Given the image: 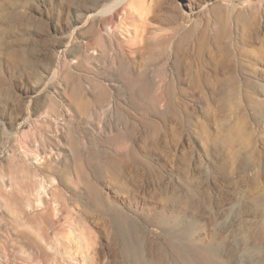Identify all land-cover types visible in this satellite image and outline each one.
<instances>
[{"label":"rangeland","instance_id":"1","mask_svg":"<svg viewBox=\"0 0 264 264\" xmlns=\"http://www.w3.org/2000/svg\"><path fill=\"white\" fill-rule=\"evenodd\" d=\"M117 1L122 0H0V264H130L114 255L118 253L113 248L114 229L89 207L92 185L136 217L144 208L165 206L162 186L186 191L196 185L195 192L217 196L218 158L225 156L236 164L233 155L246 154L249 166L238 174L231 166L235 181L242 180L240 191L230 186L224 190L240 203L252 200V189L256 195H264V112L257 119L245 98L250 93L264 103V62L258 51L264 42V0H124L138 2L145 14L139 22L126 20L132 30L134 24L141 26L139 39L125 45L131 67L126 78L136 80L130 87L118 74L119 37L105 41L106 36L97 34L98 29L104 34L108 26L119 29L126 15L123 8L101 14L115 8ZM171 3L178 7L175 12ZM165 15H174V26L162 23ZM172 27H180L181 35L192 32L186 46L189 52H194L204 29L215 37L228 28L220 43L229 54H221L234 71H222L219 76L248 77L257 89L244 83L235 88L225 85L233 103L221 118H209L204 112L212 88L199 86L196 92L193 88L187 95L176 94L175 104L184 114L188 108L193 114V119L179 124L169 113L166 124L135 106L157 98L159 109L167 110L166 99H159L166 82H160L162 73L155 65L147 64L152 56L164 55L161 65L168 78L177 79L174 55L164 43ZM251 30L259 31L258 38L244 42ZM242 48L249 57L241 55ZM210 50L221 59L215 44ZM144 70L156 84L147 83L141 75ZM67 77L80 87L85 111L75 107ZM189 87L177 82L175 91ZM103 91L107 97L98 102ZM203 95L207 100L201 99ZM209 101L208 109L215 108V101ZM147 121L160 132H152ZM204 129L219 142V151L214 141L208 144L202 136ZM119 147L136 150L154 168L130 164L118 175L104 171V162L118 156ZM253 155L259 165L253 162ZM35 156L42 161L37 162ZM95 168L103 171L96 174ZM249 169L252 174L263 173L255 188L249 183ZM233 206L235 202L226 207L235 209ZM259 206L264 212V204ZM208 211L215 213L213 204ZM233 218L212 220L221 227L231 224ZM244 219L252 228L263 227V216ZM152 225L144 224L143 236L152 241L147 244H165L167 235ZM228 240L237 252L232 264H262L264 244L239 248L235 239ZM100 249L109 257L106 254L101 260Z\"/></svg>","mask_w":264,"mask_h":264},{"label":"bare ground","instance_id":"2","mask_svg":"<svg viewBox=\"0 0 264 264\" xmlns=\"http://www.w3.org/2000/svg\"><path fill=\"white\" fill-rule=\"evenodd\" d=\"M137 3L138 2L135 3L133 1H131L130 3H124V0H122L120 3L118 2L115 8L112 7L108 11L102 12L101 14L104 15L112 13L114 10L123 8V11L126 15L122 16V21L119 29L113 26H108L105 29L104 34V31H101L99 29L97 30V34L99 33L101 38L105 36L107 37H105V41H107V39L113 40L114 38L119 37V58L117 57L119 59L118 74L119 77L125 82L126 86L133 84V82H135L136 80H133L132 78H126L130 73L131 67L130 61L127 60V51L125 50V45L127 43L129 45V43L131 44L134 41H137L140 37L138 33L141 29V26L139 27L138 24H134V30L130 29L129 26L126 25V20L127 18H129L134 22H139L145 15L142 7H139V4ZM171 8L175 12L176 8L178 7L173 5ZM173 16L167 15L166 17H163L162 23L164 24L165 22L169 26H174L173 24L177 20ZM170 29L171 34L166 38V42L164 43L169 44L171 55H174V64L177 71L175 77L177 78V81L175 80V78L169 79L166 73V69L164 68V66H162L163 64L161 65V61L165 58L164 55H159L158 57L152 56L151 62L147 64L149 66L155 65L156 69H158L159 72L162 73V75L160 76V82H166V90L162 94H160L159 99H166L167 110L161 111L159 109V102L157 98H151L150 101L147 100L146 105L142 104L143 102L134 103L135 106H141L144 110H147L148 113L157 115L158 117L163 119L164 123L166 122V124L168 121L166 120L168 118L167 113H169L176 120V123L179 124L184 120L187 121V118H192L193 114L189 111V108L187 107L188 104L185 106V109L188 108V111L186 110L187 112L185 114V111L183 112V110L177 104H175L174 100L176 99V94L187 95L194 89V92H196V89H198L199 86L200 88L202 86H204L205 88H212L211 99L209 97V100H212L213 102L215 101V108L208 109L210 101L206 99V95H203L201 99L207 100V104L205 103L207 105V108L204 112L209 118V115L215 118H217L216 116L221 118L222 116L225 117L227 115L226 112L230 111V108L232 106L231 104L233 103L229 94L225 90V85H229L235 88L237 84L244 83L247 87L257 89V84H255L248 77H243L242 79L238 78L237 76H233L234 72L232 73L233 75L225 76L223 78L219 76V72L222 73V71L226 72V70H233L229 62H226L225 56L221 54H229V51H227V49L220 43V41L224 37H226L229 31L228 28L221 29V31L218 32L215 37H211L209 34V30L204 29L199 36L194 52H189L186 49V46H188L190 42L189 38L192 34L191 31L186 32L185 34L183 33L181 35L180 27H172ZM248 35L251 36H248L249 39L247 37V40L244 39V42H248L251 39H257L259 31L253 32L251 30ZM212 44H215V48L217 50L216 52H218V56H221V59H216V57L211 55L210 47ZM242 50L243 51L240 52L241 55H243L244 57H249V52L245 48H242ZM258 51H260V61L264 62V42H262L261 47L258 49ZM185 60L190 61L187 63V61L185 62ZM141 75L145 79H147L148 84H151L149 82L156 84L154 80H150L149 77L146 76L147 74L145 70ZM166 78H168V80H166ZM66 80L68 83H70V94L71 97L75 100V107L79 111H85L87 109L86 104L85 102L80 101L79 98V96L81 95L80 87H78L76 83L70 82L68 77L66 78ZM177 82L188 83L190 89L183 88L176 93L175 84ZM203 94L205 93L203 92ZM106 97L107 93L106 91H103L99 95V97H97V101L103 102ZM245 98L247 100L248 107L252 109L256 118L257 116L263 114L264 103L260 101L258 102L253 99L250 93H246ZM182 105H184V102L182 103ZM147 126L150 128V130H152V132L159 131V128L152 125V123L149 121H147ZM202 131V136L206 137L207 143L212 144V141H214L213 145L215 147V150L219 151V147H217V144H219V142L216 141L213 136H210L211 134L208 135L205 129ZM157 135H154L153 138H155ZM237 142L240 141L237 140ZM157 145H159V143ZM160 147L161 146L159 145V149ZM119 148L121 149L119 151L117 150L119 152L118 156L107 158L106 162H104V171L106 170L112 172L115 175H118L130 164L131 166H143L144 168H146V170L147 165L148 167L154 168L153 162L151 164L149 160L142 161L139 157V153L136 150L130 149L125 151L123 150V147ZM253 156V162L259 165L258 160L256 159V155ZM233 158L235 159L236 164L233 161H229V158L225 156H222L217 160V163L219 164V167L217 166L218 171L217 173L215 172L218 176L216 178L219 180H217L219 183L217 196L209 195L207 191H202L199 193L195 192V187L198 188V186L196 185H194L195 187L192 186L190 190L186 191L179 190L175 187L170 189L167 186H162L160 188V194L164 195L167 198L165 206L163 205L160 210H158L155 206L144 208L141 213L137 214L138 217L137 215L136 217L130 216L127 211L120 209L118 206L112 203L105 194L103 195L98 187L96 188V185H92L90 187L92 198L90 197L91 199L89 200V207L95 208V211L97 212V214H99V216H103L106 218L104 219L105 224L109 227L111 226L114 229L116 239L113 237V248L118 251V253L115 252L114 255H120L122 256V258H126L127 261L130 262V264H232L235 261L237 252L232 250V248L230 247L231 245L228 242L231 240L227 241L228 237L235 239L239 248L246 246L248 243H251L253 245L255 244L254 246H257L256 244H258V247L259 245H263L264 223L263 227L261 228H252L251 225L248 226V223H246V219H244V217H264V212H262L259 208L260 204H264V195H256V193L253 191L255 189H252L249 194V197H251L252 200L240 203L239 200H237L238 197H230V195L226 194L224 190V186L225 188L227 186H230L240 191L241 186L243 185L241 183V179L235 181V178H233L234 173L232 172V168H236L237 174L240 173V170L245 169V167L248 165L247 161L249 159L246 157V154H234ZM34 159H36L37 162L42 161V157L35 156ZM95 170L96 174L103 171V169L100 168H95ZM248 174L250 177L249 183H252L251 188H255V185L258 183L259 177L263 175V173L257 172L256 174H252L251 169H249ZM221 185L223 186V188H221ZM238 194L239 193H237V195ZM158 196L155 195L153 197L159 198ZM234 202L236 203V206H233L235 209L226 207L230 204L232 206ZM211 204H213L215 208L214 214L213 212L211 213L208 211V206ZM138 205L140 204L138 203ZM231 216L234 217L232 223L229 225H221V227L220 225L217 226V223H214V219L212 220L213 217H218L224 220L228 219ZM145 223L153 224L161 228L163 230L162 234L165 233L168 237L166 243H154L155 245L147 244L148 239L145 235L143 236V228ZM131 237L133 238V242H131ZM85 246H88L87 242H85ZM119 246L120 249L118 248ZM113 251L112 253H114ZM99 254L101 260L102 258H106L107 253H105L104 249H100ZM262 257L263 258L261 260V263L264 264V255Z\"/></svg>","mask_w":264,"mask_h":264}]
</instances>
